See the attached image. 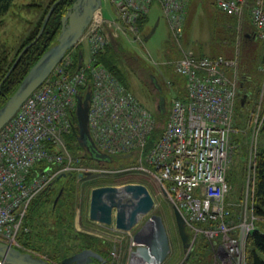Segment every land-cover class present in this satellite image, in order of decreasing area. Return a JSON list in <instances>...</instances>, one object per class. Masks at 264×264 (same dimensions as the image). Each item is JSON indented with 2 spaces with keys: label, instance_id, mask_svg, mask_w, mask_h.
Wrapping results in <instances>:
<instances>
[{
  "label": "built area",
  "instance_id": "obj_1",
  "mask_svg": "<svg viewBox=\"0 0 264 264\" xmlns=\"http://www.w3.org/2000/svg\"><path fill=\"white\" fill-rule=\"evenodd\" d=\"M190 0H110L115 17L95 12L79 39L88 46V57L71 69L74 48L54 67L50 75L24 100L0 129V240L31 252L18 235L31 201L54 180L65 174H140L154 178L160 191L181 213L190 231V249L199 234L220 251L217 264H247L245 242L257 228L254 208L256 180V136L264 122L261 98L250 112L252 140L245 167L240 212L233 214L227 200L231 185L226 178L228 149L237 105L239 55H197L182 49L179 57L167 61L182 78L184 97L174 96L160 133L155 117L111 71L96 59L109 43V31L128 41L143 40L138 24L157 4L179 45L186 8ZM215 7L248 26L252 40L264 41V0H214ZM165 61V60H164ZM160 61V64L165 63ZM264 73V59L261 66ZM264 82V79H263ZM170 83V82H168ZM171 84V83H170ZM90 89L88 128L100 151L110 155L129 154L136 163L116 168L79 165L66 136L76 125V96ZM264 222V217L262 218ZM24 229L26 227L24 226ZM187 231V230H186ZM264 233V229H263ZM115 255L114 249L110 252ZM0 264H7L0 259Z\"/></svg>",
  "mask_w": 264,
  "mask_h": 264
},
{
  "label": "rangeland",
  "instance_id": "obj_2",
  "mask_svg": "<svg viewBox=\"0 0 264 264\" xmlns=\"http://www.w3.org/2000/svg\"><path fill=\"white\" fill-rule=\"evenodd\" d=\"M36 1L41 3V0ZM198 1L203 2V5L201 3L198 5L194 3L190 11L191 15H185L182 35L179 40L180 47L174 40L169 24L162 15L157 4H153L148 11V24H146L145 27L147 30L145 35L155 26L154 32L148 39L144 40L143 38L141 41H128V38L126 39L122 35L114 36L112 32L109 31V42L118 39L119 37L124 46L130 48L132 52L136 53L138 59L147 65V71H151L152 77L150 79L146 76V71L141 70L143 65L136 64L134 73L129 74L128 85L130 91H132L133 94L153 113L160 111L158 104L161 97L164 99L163 110L168 111L171 99L174 96H179L175 86L181 87L183 84L181 85L179 82V77L173 72L170 63L166 64V62L179 57L182 49H190L195 54H201V51H203L206 55L220 54L228 57L238 52V75L241 72H246V68H248L250 72L255 71L258 73V70L256 71L254 68L260 69L262 66L264 59V41L250 39V36L248 35V26L244 24L238 25L236 17L219 11L214 5V0ZM29 3L30 0H14L11 8L4 14L0 15V46L3 47L4 45L10 47L14 45L19 34L27 28V22L32 21L34 15H39V11L27 7ZM100 8L104 18L112 19L115 17L110 0H101ZM230 22L232 25L229 24ZM229 27L235 28V32L233 31L232 34L229 33L227 31ZM82 45L84 57L87 58L88 46L85 43ZM160 61H164L165 63L160 64ZM245 61H247V64ZM263 79L261 92L264 93ZM240 81L241 80L238 79L237 88L239 87ZM252 82H254V80ZM156 85H159V88H156ZM249 88L250 86L248 89ZM182 90L183 93H185V89L182 88ZM243 92L238 94L236 103L238 105V102H240L242 108L245 106L242 113L243 116L247 118V126L240 132H232L236 135L237 139L243 138V144L238 145L237 148L233 147L232 149H228L227 154V171H237V173L241 172V169L239 170L241 159H243V165L246 167L253 135L252 123L255 118L251 116L250 112L257 106L261 98V92L258 96L252 95L248 97L246 96L245 98H243ZM261 102H264V94ZM237 120H239V115L235 110L234 123ZM162 123H164V121H159V127H162ZM236 144L232 145L236 146ZM256 145L257 150L264 153V124L260 126V129L257 132ZM120 166L121 165L116 164L107 168H116ZM89 176L90 177L84 179H73V190L77 203L75 206L74 225L77 229L81 231L88 229V231L92 232L91 234L97 237H101V235H105L104 237L109 236L99 228L96 230L95 224L93 223L94 221L88 219L90 190L96 186L95 184L93 185L92 179L111 180L100 185H121L126 182L142 183L148 188L154 199V206L150 214L155 213L161 216L168 234L170 249L162 264H176L185 257V254L190 248L183 247L178 235L172 205L169 203L166 196L160 191V188L153 177L146 174L115 175V173L97 174L94 172H91ZM55 189H57L59 193V191L62 190V187L60 188L57 185L55 186ZM227 200L233 203V214L236 215L238 211L240 212V205L238 204L240 203L241 198L239 197L238 190H234V192L232 190V192H229ZM150 214L144 216L132 232L138 230ZM106 232L112 234L111 231L106 230ZM130 237L131 233L127 232L119 233L114 237H107V240L110 243V252L114 249L115 255L112 258L114 259L115 264L129 263L130 251L133 249L130 246ZM219 253L220 251H217L216 253L214 251L213 253L214 264H217L216 257L218 258ZM42 254L46 255L45 253Z\"/></svg>",
  "mask_w": 264,
  "mask_h": 264
},
{
  "label": "trees",
  "instance_id": "obj_3",
  "mask_svg": "<svg viewBox=\"0 0 264 264\" xmlns=\"http://www.w3.org/2000/svg\"><path fill=\"white\" fill-rule=\"evenodd\" d=\"M14 0H0V15L7 12ZM74 0H41L38 3L36 0H30L27 5L29 9L39 11V15H34L32 21L27 22V28L23 30L17 41L12 46H0V107L6 102L8 97L15 91L22 79L25 77L30 67L39 59V57L56 41V38L61 28V18L71 7ZM53 10L46 21L44 29L35 42H32L37 36L40 28L44 24V17L50 7ZM229 15V14H228ZM148 22V15L139 18L138 24L143 30ZM232 25V23H229ZM227 29V28H226ZM229 33L235 32V28L229 27ZM82 44L76 46L73 53V64L71 69L78 67L79 52L84 53ZM26 47L15 66L7 75L11 65L20 53ZM197 55H206L199 53ZM220 54H212L216 56ZM228 57V56H227ZM98 62L102 63L109 71H111L129 90L128 77L134 73L136 64L143 65L141 70L146 71V76L151 79V71H147V65L138 59L136 53L130 48L124 46L121 39H114L109 42L101 51L96 54ZM247 64V61H245ZM249 71L239 74V79L245 82V91L242 95L258 96L261 92L263 79V71ZM178 76V75H177ZM253 76V77H252ZM179 77V76H178ZM254 80V82H252ZM251 81V84H250ZM179 82L183 84L182 78L179 77ZM250 88L248 89V87ZM159 88V85L155 86ZM184 84L181 87L175 86L179 97H184ZM86 85L81 87L84 92ZM264 94V93H263ZM160 102V100H159ZM148 108V107H147ZM245 108V107H243ZM243 108L240 102L236 105V113L239 115V120L235 121L237 127L244 128L247 125V118L243 116ZM149 109V108H148ZM150 110V109H149ZM168 111L160 109L159 112L153 113L156 123L152 138H155L164 127ZM166 113V114H165ZM166 115V116H164ZM159 121H164L162 127H159ZM264 124V122H263ZM69 150L78 157L77 164L92 166V167H111L113 165H128L136 163V157L133 155L117 154L112 155L111 160L97 161L90 154L82 150V147L77 142L73 132L66 136ZM243 138H236V135L231 136V141L236 143L234 148L242 143ZM243 159L239 163L241 172H226V178L231 185L230 192L238 190L239 197L242 199L245 181V171ZM90 175V174H89ZM89 175L77 176V173L65 174L57 177L54 182L43 193L34 198L27 210L24 218V226L19 232L18 238L21 243L27 248L38 252L45 253L49 258V264H61L63 258L79 252L82 249L90 248L103 256L104 262L93 259L87 264H115L114 259L110 254V243L106 238L97 237L91 233L77 230L74 225V214L76 206V196L73 190V179H84ZM139 176V175H137ZM93 185H100L111 180L92 179ZM62 187V192L55 203L54 198L58 193L55 186ZM238 187V188H236ZM254 208L255 214L258 216L257 228L248 233L245 242V254L247 264H264V153L257 151L256 156V180L254 190ZM187 232L190 233L188 228ZM215 246L204 235L196 236L191 249L185 254V257L176 264H214L213 253ZM43 255V254H42Z\"/></svg>",
  "mask_w": 264,
  "mask_h": 264
},
{
  "label": "water",
  "instance_id": "obj_4",
  "mask_svg": "<svg viewBox=\"0 0 264 264\" xmlns=\"http://www.w3.org/2000/svg\"><path fill=\"white\" fill-rule=\"evenodd\" d=\"M101 0H74L71 7L61 18L60 32L53 43L30 67L15 91L0 107V129L15 114L24 100L50 75L63 56L78 42L95 12H101ZM53 7L51 6L44 17V24L37 36L42 33ZM155 26L145 35L148 39L154 32ZM24 47L7 75L25 51ZM83 57L79 52V60ZM81 62H79L80 65ZM90 89L76 96V125L73 127L79 145L87 150L97 161H109L112 156L100 151L95 145L88 128V107ZM164 99L160 98L159 109H163ZM86 174H90L87 172ZM62 190L54 198L57 202ZM154 199L148 188L138 182H126L121 185L105 184L94 186L90 190L88 218L102 225L113 227L117 231L131 233L130 246L133 248L129 255V264H162L166 259L170 246L166 227L160 215L150 214ZM178 235L184 248L190 247L189 235L185 229L184 219L179 210L172 205ZM142 226L132 232L140 220L148 215ZM0 259L7 264H49V261L31 252L16 248L0 240ZM93 259L105 261L98 252L85 248L62 259L61 264H87Z\"/></svg>",
  "mask_w": 264,
  "mask_h": 264
},
{
  "label": "crops",
  "instance_id": "obj_5",
  "mask_svg": "<svg viewBox=\"0 0 264 264\" xmlns=\"http://www.w3.org/2000/svg\"><path fill=\"white\" fill-rule=\"evenodd\" d=\"M199 4V3H201L202 5H203V2H201V1H198V0H190L189 1V3H188V5H187V8H186V14L185 15H191V13H190V11H191V9H192V7H193V4ZM146 24H148V22L146 23ZM146 27V26H145ZM147 30L144 28L143 30H142V32H143V36L145 35V32H146ZM201 51V50H200ZM202 53H203V51H201ZM232 56V55H231ZM238 79H239V77H237V82H238ZM240 80V79H239ZM245 82L244 81H240V83H239V87L237 88V93L238 94H240V93H242L243 91H245L246 89H245ZM247 95H244L243 96V98H245ZM245 107V106H244ZM247 125H245V127H246ZM244 127V128H245ZM232 142V141H231ZM232 144L234 145V144H236V143H233L232 142ZM235 147V146H234ZM89 219V218H88ZM90 220V219H89ZM94 224H95V228H96V230H97V228H99V229H101V230H103L107 235H109V236H107V237H114V236H117V234H119V233H123L122 231H117V230H115L113 227H110V226H106V225H102V224H99V223H97V222H93ZM75 228H76V226H75ZM77 229V228H76ZM77 230H79V229H77ZM85 230V232H90V233H92L91 231H88V229H84ZM83 230V231H84ZM95 230V229H94ZM95 230V231H96ZM106 230L107 231H111L112 232V234L111 233H108V232H106ZM127 235V234H126ZM105 236V235H104ZM103 235H101V237L102 238H106L107 239V237H104ZM130 242V241H129Z\"/></svg>",
  "mask_w": 264,
  "mask_h": 264
},
{
  "label": "flooded vegetation",
  "instance_id": "obj_6",
  "mask_svg": "<svg viewBox=\"0 0 264 264\" xmlns=\"http://www.w3.org/2000/svg\"><path fill=\"white\" fill-rule=\"evenodd\" d=\"M83 151H85L86 153H88V154H89V152H88L87 150H85L84 148H83Z\"/></svg>",
  "mask_w": 264,
  "mask_h": 264
},
{
  "label": "bare ground",
  "instance_id": "obj_7",
  "mask_svg": "<svg viewBox=\"0 0 264 264\" xmlns=\"http://www.w3.org/2000/svg\"><path fill=\"white\" fill-rule=\"evenodd\" d=\"M127 264H129V263H127Z\"/></svg>",
  "mask_w": 264,
  "mask_h": 264
}]
</instances>
